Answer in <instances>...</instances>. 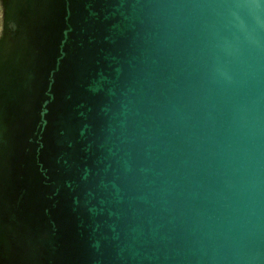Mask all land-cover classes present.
<instances>
[{
	"label": "water",
	"instance_id": "95a60500",
	"mask_svg": "<svg viewBox=\"0 0 264 264\" xmlns=\"http://www.w3.org/2000/svg\"><path fill=\"white\" fill-rule=\"evenodd\" d=\"M0 12V264H264V0Z\"/></svg>",
	"mask_w": 264,
	"mask_h": 264
},
{
	"label": "snow or ice",
	"instance_id": "6c2138e0",
	"mask_svg": "<svg viewBox=\"0 0 264 264\" xmlns=\"http://www.w3.org/2000/svg\"><path fill=\"white\" fill-rule=\"evenodd\" d=\"M0 20H2V12H0Z\"/></svg>",
	"mask_w": 264,
	"mask_h": 264
}]
</instances>
